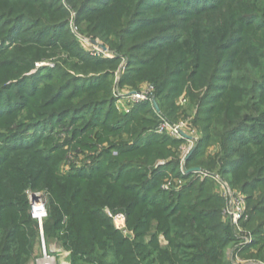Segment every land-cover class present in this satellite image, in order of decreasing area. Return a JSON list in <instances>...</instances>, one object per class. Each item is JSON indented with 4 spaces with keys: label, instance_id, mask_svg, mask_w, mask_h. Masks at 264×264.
Returning <instances> with one entry per match:
<instances>
[{
    "label": "trees",
    "instance_id": "trees-1",
    "mask_svg": "<svg viewBox=\"0 0 264 264\" xmlns=\"http://www.w3.org/2000/svg\"><path fill=\"white\" fill-rule=\"evenodd\" d=\"M66 1L77 14L78 24L87 20V31L98 32L105 39L114 38L113 46L118 50L124 48L123 40L135 37L136 43L128 51L134 49L146 55L138 59L135 72L158 88L163 105L170 103L169 107H175L173 101L181 86L200 75L208 77L206 85L220 95L215 94L213 104L207 103L201 110L207 117L203 120L204 137L188 165L197 162L204 154L203 146L212 141L223 148V175L233 173V185L248 192L264 187V177L257 176L264 168V140L259 142L254 135L257 127L248 124L253 121L264 125V112H260V119L251 120L245 108L233 104L234 99L244 101L253 86L263 90L264 106V0H159L150 2V8V0ZM160 8L166 16H145L150 9ZM62 10L56 0H0V30L7 31L9 26L8 33H19L17 23L29 19L37 33L51 35L52 40L44 42L46 46L63 49L80 64H95L90 56L80 55L81 49L75 51L69 44H59L60 40L54 39L62 38L59 27L69 25L58 16L64 14ZM128 14L129 18L123 17ZM7 17L14 18L9 22ZM123 23L135 28L119 27ZM188 35L195 36L197 44L205 43V54L199 51L193 52L192 59L182 57L181 43ZM16 39L19 47L13 53H0V71L6 76L13 73L16 65L23 69L29 58L40 56V52L29 48L32 44L39 49L43 44L40 37ZM226 52L229 54L224 56ZM256 60L261 61L262 68L258 67L255 78L250 69ZM189 62H195V66L185 68ZM54 71L24 80H31L34 86L45 85L50 91L47 102L45 97L37 98L42 94L39 92L30 96L18 94L16 99L6 96L4 100L7 90L1 91L5 85L0 86V264L35 262L42 237L46 243L51 239L60 241L70 252V264H231L228 250L235 239L231 224L223 215L226 200L213 192L214 181H194L192 175H183L178 161L150 171L159 159L172 152L171 148L182 144L146 133L148 127L157 125L150 104L137 106L131 115L121 116L115 112L112 97H101L106 76L84 80L80 85V79L64 81L62 74H53ZM219 71H225V78L217 76ZM214 78L224 81L225 86L214 84ZM22 81L17 87L24 90ZM168 86L172 87L170 92L164 93ZM74 99L77 102L61 112L47 110ZM26 110L24 119L31 120L32 126L27 131L25 125L21 126L19 133L24 130V134L12 132L13 127L25 122L21 121V113ZM151 115L152 119L145 118ZM67 119L72 121L61 127L68 132L73 128L67 142L76 141V151L96 147L89 142L94 129L99 142L106 137L120 140L124 134L130 139L112 143L111 149L102 154L104 160L99 159L91 170L63 174L60 166L67 152L51 136L39 137L38 133L51 132L57 123ZM244 130L250 139L239 138ZM32 131L37 135L25 136ZM263 131L259 133L264 138ZM85 134L86 141H82ZM233 141H238V146H231ZM232 155L238 158L233 160ZM170 173L189 179V183L181 191H165L162 185ZM29 188L48 195V214L41 226L30 214L25 197ZM249 200L256 202L251 205L252 212L264 215L260 206L264 205V197L254 200L251 195ZM105 207L127 216V225L136 235L133 241L115 228L104 213ZM254 221L256 218H251L247 227L259 241L255 257L263 256L264 260V220L256 228L251 226ZM162 236L167 245L161 244Z\"/></svg>",
    "mask_w": 264,
    "mask_h": 264
},
{
    "label": "rangeland",
    "instance_id": "rangeland-1",
    "mask_svg": "<svg viewBox=\"0 0 264 264\" xmlns=\"http://www.w3.org/2000/svg\"><path fill=\"white\" fill-rule=\"evenodd\" d=\"M159 0H150L147 2V6L150 8V2H158ZM55 2V0H54ZM60 2V3H59ZM55 4V3H54ZM56 4L59 7H62L63 15H58L61 17V19L65 20V22H69V25L62 26L58 28L59 32H62V38L54 37L56 40H60L59 44H69L72 46L75 51H80L81 56H90L91 59L96 60L95 64L88 65V63L83 62L80 64L77 58L72 57L71 54L67 53L61 48L52 49V47H48L45 45L44 42L48 40H52L51 35H44L41 33H37V30H33L34 24H31V21L29 19L26 20H20L17 23V28L19 33L10 34L8 33L11 28L8 26L7 31L6 30H0V53H13V50L19 47L18 41L16 38L22 37V39H34L40 37V40L43 42L41 47L39 49H36L32 47L33 45L30 44L29 48L33 49L36 52H40L39 57H33L29 58L27 60V64L25 68H20L18 65H16L13 69V75L20 74L19 78H14L11 73H8V76L5 75L4 71H0V81H3L0 86L1 91L4 92L6 89L5 96L3 99L5 100L6 96L11 97L13 99L19 98L17 97L18 94L20 95H32L34 93H42L41 96L37 95V98L45 97L43 100H49L50 91L46 89L45 85L37 84L32 85L31 80H26V78H36L38 76H45L46 74H49V72L52 70L54 71L53 74H62L64 77V81L72 82L75 79L77 82L81 85L83 84L84 80L95 78V80L102 79L103 77H107L106 81L104 83V93H101V97L103 100L110 99L111 97L114 100V109L115 112L121 116H128L131 115L132 112L137 108V106L143 105V104H150V107L152 108L153 112L155 113V125L154 127H148L147 134L154 133L158 136H164L171 138L176 141H182V144L176 148H171V153H166L165 158L159 159L154 166L150 167V171L159 169L162 167H165V165L169 164L170 161H178L179 163V169L181 170L183 175H192V178L194 181L199 180L200 182H206L207 180H213V184H211L213 188L214 193H218L219 195H222L223 193V185H226L231 188L232 192H235L237 194H242L246 198V212L243 217L242 222L240 223V228L234 227L231 224L232 230H233V236L235 239V243L229 248L228 250V258L231 262V264H234V258H238L243 262V264H249L250 261L255 262H262L264 263L263 256L260 258H256L255 256L258 254L260 245H258L259 241L257 239V236H255L254 231L247 227V224L250 222V219L255 217L256 222H252V225L254 228H256L262 220H264V215L252 212L251 205L255 201H250V196L253 195L254 200L264 197V187H257L256 190L252 192L245 191L241 189L240 185L235 186L233 185L234 180V174H228L223 175V170L225 168L223 164V148L218 143H213L212 141L206 145L203 146L202 152L204 153L202 157H200L197 162L192 163L191 165H188V162L192 158L195 150L198 147V144L200 141H202L204 137V130L203 126L206 124L203 122L205 115L202 113V108H206L205 104L211 103L215 101V94L218 96V91H211L210 88L206 85V81L208 80V77H205L204 75H200V78L196 77L195 81H187V83L183 86H181V92H178V97L173 101L175 103V107H169L170 103L162 104L161 103V97L158 94V88L150 81H148L145 77H142L141 75L137 74L136 67L138 65V59L139 58H145L146 55L142 51H135L134 49H131V51H128V49L136 43L135 37H130V39L123 40L124 48L121 50H118L115 46H113V42H115L114 38L111 39H105L103 36L99 35L98 32H89L86 28V22L87 20H84V22H80L79 24L76 22V19L78 18L75 11L72 9V7L69 5V3L66 0H56ZM91 6H97V5H91ZM141 12L144 11V9H140ZM145 12V11H144ZM136 17L139 16V13H136ZM142 14V13H141ZM167 14L163 9H154L149 10L145 14V16H153V17H159V16H166ZM128 15H124L123 17L129 18ZM14 17H7V21H11ZM83 18V17H82ZM6 21V22H7ZM30 21V22H29ZM64 22V21H63ZM0 24H3L0 22ZM82 26V28L80 27ZM165 26V25H163ZM124 28H135L132 25L127 26V23H123L121 26ZM10 28V29H9ZM254 31V29L252 30ZM175 31H171L173 33ZM7 33V36H6ZM9 34V35H8ZM45 36V37H44ZM9 37V39H8ZM33 37V38H32ZM195 38V36H193ZM191 35H188V37L185 40H182L181 43V53L183 54V58L192 59L193 52H203L205 54V48L203 42L200 44H197L195 39ZM197 37V36H196ZM7 38V39H6ZM127 38V37H126ZM259 40V39H257ZM74 44H76L74 46ZM45 45V46H44ZM128 48V49H127ZM134 48V47H132ZM229 53H224V56H227ZM258 56V55H257ZM37 58V59H36ZM89 61V60H88ZM31 62V63H30ZM97 63V64H96ZM195 63V62H194ZM192 62H189V64L185 68H191V66H195V64ZM74 64H77V67L74 66ZM258 67H261V61L256 60L253 62L252 68L250 69L253 76L256 78V71L258 72ZM189 68V69H190ZM22 69V70H21ZM4 72V73H3ZM108 74V76H107ZM217 76H222L221 78H225L226 76L225 71H219L216 72ZM139 75V76H138ZM264 75V74H263ZM145 78V79H144ZM217 78V77H216ZM216 78H214L213 82L217 86H225L224 81H218ZM20 79L23 80V85H25L24 90L19 89L17 86L20 85ZM47 80V79H46ZM200 80V82H199ZM31 81V82H30ZM36 82V81H35ZM183 82V81H182ZM6 83V84H5ZM85 83H87L85 81ZM34 86V87H33ZM110 89V94H108V91ZM172 87L168 86L164 90V93L170 92ZM250 95H246L244 97V101L239 100L237 102L236 99H234V105L235 103L238 104L242 109L245 108L246 113L249 114L251 117V120H256V118L260 119V112H264V106L262 105L263 101H261L263 90L259 87H251ZM254 88V89H253ZM259 88V89H258ZM34 91L33 93H30ZM30 93V94H29ZM19 95V96H20ZM111 95V96H110ZM220 95V94H219ZM110 96V97H109ZM134 96L136 99L134 100ZM144 99H141L144 97ZM100 97V98H101ZM80 99V98H79ZM78 99H74L73 102L70 103H62L59 107H51L48 108V112H61L62 109L68 108L71 106L72 103H76ZM47 102V101H46ZM171 102V103H173ZM105 103V102H104ZM157 105V107H156ZM262 105V106H261ZM160 106H163L165 109L167 108V111H162ZM3 111H0L2 113ZM21 121H25L21 124H19L16 127H13L12 132L16 133L18 131V134H24V130L20 131V127L25 125L27 128H25V131H27L32 124H30L31 120L26 121L24 117H27V110L21 113ZM142 116V115H140ZM154 116L151 115V117L146 116L145 118H153ZM264 121V118L262 119ZM72 119H67L66 121H61L59 124L57 123V127H53L50 130H47V132L43 131L42 133H38V136H51L54 139V143L59 145L61 149H64L67 152V156L65 160L62 162L60 166V171L63 174H69L74 171H89L91 170L97 161L99 159L104 160L102 157L105 150H110L112 147V143H120L124 140H129L127 135H122L120 137V140L115 137H106L103 141L99 142L96 140L95 134L96 129H94L93 132L94 136H92V139H89V142L91 144H94L93 146H96L95 148H85V149H75L73 147L75 142H67L68 135L72 134L73 128L70 132L67 130L62 129L61 125L67 124L71 122ZM164 122L169 123L171 125H177L179 123L184 122L187 125L186 132L189 133L191 136L196 137L199 139V142L196 143L194 146V150L191 151V153L183 157V151L182 146L186 143L183 140L175 139L168 133L160 134L158 133V128L161 124ZM249 121L250 126H256V131H254L255 138L257 140L263 141L264 138L259 133V130H264L263 123L260 122H253ZM75 123V122H74ZM79 123V122H78ZM83 124V121L80 122ZM77 124V123H76ZM72 127H75V125L71 124ZM77 128V127H76ZM63 130V131H62ZM67 132V134L65 133ZM86 132V131H84ZM264 132V131H263ZM13 133V134H14ZM89 133V132H87ZM9 134V133H7ZM17 134V133H16ZM32 134V135H30ZM30 134L25 135L28 138H32V136L37 135V133H34L33 131L30 132ZM44 134V135H43ZM91 134V133H89ZM264 134V133H263ZM86 134L83 136L82 141H86ZM243 140L250 139V134L247 130H244L243 133L240 134L239 138H242ZM231 146H238V141H233L231 143ZM113 154L116 155L117 152L113 151ZM233 156V160L237 159V156ZM203 161V163H201ZM238 163L235 164L237 166ZM141 168V167H139ZM200 169L199 172L190 173V170L193 169ZM229 170V169H228ZM208 173V177H205V174ZM210 175V176H209ZM217 176V177H216ZM257 176L259 178L264 177V168L260 169L259 173H257ZM189 180V179H187ZM187 180L183 177L178 178L175 177L174 174H169L168 177L165 178L162 188L165 191H171V192H178L181 191L185 186L189 183ZM252 180V179H248ZM191 181V180H190ZM210 186V185H208ZM38 195L39 199L36 201L34 199V196ZM263 195V196H262ZM25 197L27 198L29 204H30V214L31 217L38 221L40 226L43 224L44 220L47 217V203H48V195L46 191H34L33 189L29 188L25 190ZM256 200V201H257ZM263 201V200H260ZM36 204H41L45 210V216L39 220V218H35L33 215L34 206ZM262 210H264V205H260ZM107 211H113L109 207L104 208V213H107ZM224 215V213H223ZM224 217V216H223ZM228 221V220H227ZM229 222V221H228ZM263 222V221H262ZM230 223V222H229ZM129 228V227H128ZM130 230V229H129ZM131 234L129 236H125L126 238L130 240H134L136 235L135 233L130 230ZM41 234H43V231H41ZM264 234V233H263ZM245 239V240H244ZM161 244L167 245L168 242L166 239L162 236L160 237ZM247 242L246 244L244 242ZM40 242V241H39ZM38 254L39 257L35 260V262H32L31 264L35 263H43V252H42V238L41 242L38 244ZM46 248L48 251V254L52 257L53 264H70L71 258H70V252L65 250L62 247V243L60 241H57L56 239H51L49 242L46 243ZM40 249V251H39ZM47 262V261H45Z\"/></svg>",
    "mask_w": 264,
    "mask_h": 264
},
{
    "label": "built area",
    "instance_id": "built-area-1",
    "mask_svg": "<svg viewBox=\"0 0 264 264\" xmlns=\"http://www.w3.org/2000/svg\"><path fill=\"white\" fill-rule=\"evenodd\" d=\"M136 97L138 96H134L133 99L135 100ZM144 98L145 96L142 97L141 99H144ZM186 129H187V125L184 122L179 123L177 125H171L169 123L164 122L158 128V133L160 134L168 133L175 139H180L186 142L182 146L183 157H186L191 153L192 150H194V147H195L194 145L199 142V139L187 133ZM205 177H208V173L205 174ZM222 196L226 200V206L223 211L225 218L234 227L236 226L240 228V223L242 222L243 217L246 212V198L242 194H237L235 192H232L231 188L226 185H223ZM106 214L112 219L114 226L118 231H120L125 236H129L131 234L128 228V225H127V216L124 213H115L113 211H107ZM44 216H45V212H44ZM244 243L246 244L247 242L245 241ZM42 247H43L42 254H43L44 262L38 263V264H53V262L51 261L52 257L48 254V251L46 248V242L43 237H42ZM233 263L243 264V262L239 260L238 258H234ZM249 264H264V263L250 261Z\"/></svg>",
    "mask_w": 264,
    "mask_h": 264
},
{
    "label": "bare ground",
    "instance_id": "bare-ground-1",
    "mask_svg": "<svg viewBox=\"0 0 264 264\" xmlns=\"http://www.w3.org/2000/svg\"><path fill=\"white\" fill-rule=\"evenodd\" d=\"M44 212H45V210L41 204H36L34 206L33 213H34L35 217L42 219L44 217Z\"/></svg>",
    "mask_w": 264,
    "mask_h": 264
},
{
    "label": "water",
    "instance_id": "water-1",
    "mask_svg": "<svg viewBox=\"0 0 264 264\" xmlns=\"http://www.w3.org/2000/svg\"><path fill=\"white\" fill-rule=\"evenodd\" d=\"M156 107H157V105H156ZM199 171H200V169L197 168V169L190 170L189 172L190 173H195V172H199ZM34 199L37 201L39 199V196L38 195H35L34 196Z\"/></svg>",
    "mask_w": 264,
    "mask_h": 264
},
{
    "label": "crops",
    "instance_id": "crops-1",
    "mask_svg": "<svg viewBox=\"0 0 264 264\" xmlns=\"http://www.w3.org/2000/svg\"><path fill=\"white\" fill-rule=\"evenodd\" d=\"M33 264H35V263H33Z\"/></svg>",
    "mask_w": 264,
    "mask_h": 264
}]
</instances>
